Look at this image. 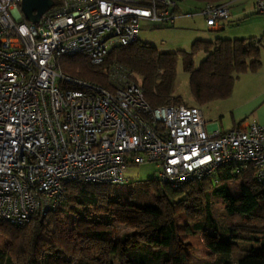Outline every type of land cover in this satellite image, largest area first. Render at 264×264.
<instances>
[{
  "label": "built area",
  "instance_id": "built-area-1",
  "mask_svg": "<svg viewBox=\"0 0 264 264\" xmlns=\"http://www.w3.org/2000/svg\"><path fill=\"white\" fill-rule=\"evenodd\" d=\"M21 0H0V222L23 225L63 201L71 182L122 185L129 165L155 163L172 188L228 165L252 166L264 184V124L209 131L198 105L151 106L133 73L117 63L108 87L62 72L61 57L99 66L138 40L141 20L173 25L176 0H60L30 23ZM264 13V0H254ZM199 14L212 30L227 3Z\"/></svg>",
  "mask_w": 264,
  "mask_h": 264
},
{
  "label": "trees",
  "instance_id": "trees-1",
  "mask_svg": "<svg viewBox=\"0 0 264 264\" xmlns=\"http://www.w3.org/2000/svg\"><path fill=\"white\" fill-rule=\"evenodd\" d=\"M56 4L60 0H53ZM184 0H176L177 7ZM199 4L224 0H188ZM259 38L195 40L189 51H159L149 43L113 48L103 63L94 66L81 55L61 57L58 68L71 77L109 86L107 69L117 63L133 73L147 103L186 105L173 94L180 60L196 104L230 97L234 80L260 69ZM204 58L194 65V56ZM224 204L218 220L211 199ZM134 214L131 232L115 229V213ZM183 213L186 224L175 218ZM65 226L70 233L65 235ZM202 233L210 260L202 264H264V184L255 180L252 166L220 168L214 176L179 188L156 179L122 185L71 182L63 201L45 216L23 225L0 222V234L9 244L0 250V264H190L181 234Z\"/></svg>",
  "mask_w": 264,
  "mask_h": 264
},
{
  "label": "rangeland",
  "instance_id": "rangeland-1",
  "mask_svg": "<svg viewBox=\"0 0 264 264\" xmlns=\"http://www.w3.org/2000/svg\"><path fill=\"white\" fill-rule=\"evenodd\" d=\"M199 4L184 0L178 5L180 17L173 25H161L156 22L141 20L139 22L138 40L149 43L159 51H189L195 40L213 41L217 38H259L264 35V13L254 9L253 0H233L229 6L230 16L224 22L223 30L210 31L205 26V20L199 14ZM260 69L257 72L244 73L264 78V48L260 50ZM204 58L203 52L194 56V65L197 66ZM264 90V80H234L230 97L221 100L198 104L206 121H216L222 126L231 109L250 94ZM173 94L182 98L186 105L196 104L188 86V76L182 69L181 61L177 62L176 77ZM242 104V103H241ZM258 121L255 111L245 115L241 122ZM158 168L155 163L129 165L124 171L128 182H145L157 176ZM213 215L222 220L225 217L224 204L218 198L211 199ZM115 229L119 232H131L137 225L134 214L115 213ZM176 226L180 229L187 223L183 213L175 218ZM70 227L65 226L64 234L70 233ZM180 239L185 246L190 264H202L208 257L205 239L202 233L181 234ZM9 244L7 238L0 234V250H5Z\"/></svg>",
  "mask_w": 264,
  "mask_h": 264
},
{
  "label": "crops",
  "instance_id": "crops-1",
  "mask_svg": "<svg viewBox=\"0 0 264 264\" xmlns=\"http://www.w3.org/2000/svg\"><path fill=\"white\" fill-rule=\"evenodd\" d=\"M232 1L233 0H224L223 1V2L227 3V5H228L229 16L231 14L230 11H229V6H230ZM253 5H254V0H253ZM176 14L177 15H176V18L174 20V23L180 17V14L178 12V7H177ZM228 19H229V17L226 20H228ZM225 21H222L221 22V27L216 29V30H223L224 26H225V24H224ZM207 29L210 30V31L212 30L209 27H207ZM216 30H212V31H216ZM235 80H264V78H262V77L259 78L256 75L242 73V74H239L235 78ZM193 105H198V104H193ZM253 111H255L257 113V116H258V121L257 122L260 123V124H264V90H258L256 92L250 94L247 98H244L236 106H234L231 109V111L228 113V115L225 117L226 118V122H225V124L223 126L220 123L216 122V121H206L204 119V114H203V112L201 110L203 119L206 122L205 128H206V130H209V131H212V130H215V129H217L219 131H225V130L234 128V127H236V126H238L240 124V122L242 121V119H243V117L245 115H247V114H249L250 112H253ZM207 251L209 252L208 248H207Z\"/></svg>",
  "mask_w": 264,
  "mask_h": 264
},
{
  "label": "water",
  "instance_id": "water-1",
  "mask_svg": "<svg viewBox=\"0 0 264 264\" xmlns=\"http://www.w3.org/2000/svg\"><path fill=\"white\" fill-rule=\"evenodd\" d=\"M53 4V0H21L20 8L28 22L37 23L41 14L51 8Z\"/></svg>",
  "mask_w": 264,
  "mask_h": 264
}]
</instances>
